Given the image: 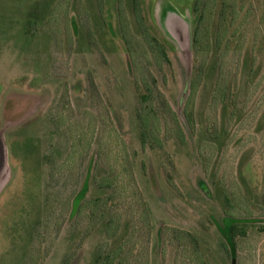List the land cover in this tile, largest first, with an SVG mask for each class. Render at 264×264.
Instances as JSON below:
<instances>
[{
    "label": "rangeland",
    "instance_id": "rangeland-1",
    "mask_svg": "<svg viewBox=\"0 0 264 264\" xmlns=\"http://www.w3.org/2000/svg\"><path fill=\"white\" fill-rule=\"evenodd\" d=\"M256 1L230 47L204 55L192 53L193 11H205L198 0H0V128L5 104H32L7 134L0 264H101L96 257L115 250L111 264H199L172 229L195 235L205 264H233L232 223L246 231L232 240L235 264H264V0ZM152 36L168 58L154 55ZM137 110L148 117L139 121ZM94 156L91 189L71 220ZM110 176V188L94 180ZM98 199L109 215L91 207ZM110 215L118 228L107 240Z\"/></svg>",
    "mask_w": 264,
    "mask_h": 264
},
{
    "label": "trees",
    "instance_id": "trees-1",
    "mask_svg": "<svg viewBox=\"0 0 264 264\" xmlns=\"http://www.w3.org/2000/svg\"><path fill=\"white\" fill-rule=\"evenodd\" d=\"M200 5L205 8V11L203 10L202 12L200 11L198 13V9L196 8L193 13L197 15L198 23L197 26L193 29L192 32V53L194 54H199L201 51H204V55L213 46L220 47V45L226 41L225 43V48H229L230 45L228 44L232 42V39L236 37L237 33L239 34L242 31V23H245L247 20L248 16L256 15V10L255 6L259 7V1H256V3L252 2V0H198ZM219 2V4H218ZM135 2H133L134 5ZM197 3V1H196ZM218 4V5H217ZM255 5V6H254ZM216 6V7H215ZM219 6V12L217 14V19L214 20V12L215 9ZM248 7V8H246ZM202 8V9H203ZM246 8V9H245ZM246 10L245 13L243 14V19L238 22L240 12ZM134 13H135V5H134ZM262 21H264V14L262 16ZM238 22V23H237ZM70 23L72 25L73 31L76 33L78 32L79 29V20L77 15L74 13V15H71L70 17ZM234 26V27H233ZM236 26V27H235ZM233 27V30L232 28ZM73 34H76V33ZM145 35V32H143ZM243 33L241 34L240 37L243 38ZM146 36V35H145ZM203 38V39H201ZM204 40V41H203ZM151 43L154 45L152 46V52L158 59H160L162 56L163 58H168L167 57V50L164 45H162L159 41L156 40L155 37H151ZM241 41V39H240ZM242 46L239 45L238 49H240ZM207 58L203 57L201 61V64H204L205 60ZM132 64V62L130 63ZM129 74L132 75L133 69L128 68ZM149 90V94H146L145 97H141V101L144 100L146 102L147 100L150 99L151 96V90ZM149 98V99H148ZM144 104V103H142ZM186 110V109H185ZM137 116L140 118V120L144 121V118L148 117V114H144L141 111L137 110ZM179 136H182L181 133H178ZM181 140H183V137H181ZM142 144H144V140H142ZM95 163V156L92 157L90 164L87 167L86 175L83 180V183L79 189V191L75 194L74 198H72V204H71V210H70V215L69 218L72 220L81 210L84 204V201L87 200V194L90 191L91 187V180H92V175H93V166ZM96 180L97 184L101 186V188H110L114 185L115 179L113 176L110 177H104L101 179L94 178ZM202 185V184H201ZM203 189H206L205 184L202 185ZM91 207L94 206L97 209H101V216L104 217L105 215H109V206L106 201H95V203H90ZM98 215H96V220L97 222ZM109 223L106 225L104 229V234L106 236L107 240H110L114 235L115 232L118 228L117 226V217L111 216L110 215ZM176 239L178 240L180 246H184V254L187 258H191L190 255L187 256L186 251H188L191 248L190 253L194 254L195 260L199 264H205V259L202 257L203 253L200 251L201 246L200 241L193 235L192 233L188 231H183L180 229H172ZM228 230L231 233L230 237V246H231V254H235V248L234 245L232 244V240L235 239L236 234H239L238 232H242L243 234L246 232L245 229L242 230L238 226V223L231 224L228 228ZM164 233V227H160L158 229V235L161 238V236ZM119 251L115 250L108 255H105V257H96V260L99 262L102 260L101 264H111L115 258L118 256ZM179 256V254H178ZM233 263V262H232Z\"/></svg>",
    "mask_w": 264,
    "mask_h": 264
},
{
    "label": "water",
    "instance_id": "water-1",
    "mask_svg": "<svg viewBox=\"0 0 264 264\" xmlns=\"http://www.w3.org/2000/svg\"><path fill=\"white\" fill-rule=\"evenodd\" d=\"M177 35L183 40L186 30L176 27ZM32 109L31 102L10 101L3 107V126L0 128V192L9 182L11 177V167L9 166V154L6 143V130L24 120L25 115ZM18 114L17 116H15ZM23 118V119H22ZM232 261L235 264V254H232Z\"/></svg>",
    "mask_w": 264,
    "mask_h": 264
},
{
    "label": "flooded vegetation",
    "instance_id": "flooded-vegetation-1",
    "mask_svg": "<svg viewBox=\"0 0 264 264\" xmlns=\"http://www.w3.org/2000/svg\"><path fill=\"white\" fill-rule=\"evenodd\" d=\"M3 121V120H2ZM2 125H3V123H2ZM10 130H11V128L10 129H8V130H6V133H5V135H6V143H8V145H7V147H8V154H9V157L11 156V154H10V144H9V140H8V136H9V132H10ZM7 134H8V136H7Z\"/></svg>",
    "mask_w": 264,
    "mask_h": 264
}]
</instances>
